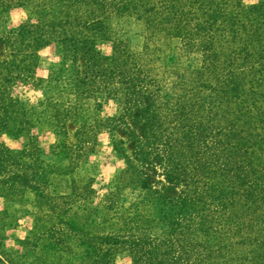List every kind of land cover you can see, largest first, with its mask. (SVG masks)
<instances>
[{"label":"trees","instance_id":"obj_1","mask_svg":"<svg viewBox=\"0 0 264 264\" xmlns=\"http://www.w3.org/2000/svg\"><path fill=\"white\" fill-rule=\"evenodd\" d=\"M202 1L0 0V25L12 8L26 13L17 27L0 29L5 52L0 57V135L27 134L29 143L11 151L0 141V197L32 194L31 209H23L21 217L30 221L29 234L46 238L47 250L78 247L72 225H36L40 215L55 214L59 222L75 216L78 203L68 201L67 191L78 187L66 185L60 165L39 158L31 132L38 120L20 105L18 91L41 90L40 114L57 137L51 147L57 153L70 149L73 163L91 152L86 145L96 143L98 128L114 139L113 121L126 112L156 130L158 103L170 94L177 126L189 117L191 142L188 149L179 144L174 163V156L165 155L162 175L181 188L168 198L151 190L145 202L123 207L106 187L101 212L124 217L121 223L118 218L108 222V231L97 225L102 231L95 236L94 263L113 264V255L125 249L129 264H264V0ZM129 19L140 26L139 49L119 33ZM102 42L110 43V54L101 53ZM45 47L58 59L43 69L39 58ZM108 100L115 102V114L95 117ZM65 120L73 124L72 133ZM138 186L150 189L144 179ZM84 187H79L81 199ZM205 195L211 199L204 200ZM159 206L173 215L148 217L146 224L152 225L128 215L147 217ZM31 237L14 241L26 243ZM206 237L209 245L203 244ZM4 240L0 236V246Z\"/></svg>","mask_w":264,"mask_h":264},{"label":"rangeland","instance_id":"obj_2","mask_svg":"<svg viewBox=\"0 0 264 264\" xmlns=\"http://www.w3.org/2000/svg\"><path fill=\"white\" fill-rule=\"evenodd\" d=\"M203 0L202 2H204ZM248 2L250 0H242ZM26 19V13L23 8H12L7 12L4 22H1L0 29L6 31L17 27L21 22ZM120 34L126 38L130 47L139 49L143 44V35L140 31V26L136 21L129 19V23L121 26ZM175 41H171V46ZM101 53L104 55L110 54L111 46L108 42H102L98 45ZM166 51V48H165ZM5 54L0 47V57ZM39 64L40 67L46 69L50 62L57 60L58 56L48 47L40 50ZM38 75L44 74L43 70L36 71ZM55 85H60L55 82ZM60 87V86H59ZM18 100L23 109L38 120L31 128V132L35 134V142L38 145V156L43 163L60 165L59 176L64 179L66 185L72 184L78 187L76 190L72 187L68 192V201L78 203L77 214L69 216L62 222L56 218L55 214L49 218H44L40 215L37 218L36 225L42 227H50V225H72L76 228V237L73 239V244L78 245L77 248L69 247L66 245L64 250L54 252L53 249L47 250L48 244L46 238H35L29 234L26 227L30 224L28 218L21 217L23 209H31L33 204V197L31 193H25L23 198L18 197H0V210L4 213L0 214V236L6 237L0 246V253L4 264H48L54 261V264H95L96 253V239L99 230L97 225H104V231H108V222L113 218H118V223L122 222L123 214L109 217L108 214L102 213L101 199L103 193L108 187L114 191V197L119 205L128 206L136 201H146L149 198V192L155 191L163 194L166 198L174 196L181 186H174L166 182L163 177L162 167L164 157L167 154L174 156L172 162H175V157L179 153V144L182 148L190 146V129L185 117L184 126L179 128L177 126L176 111L173 105L174 99L169 94L165 99L159 101L160 109L159 115L155 124L158 125L156 130H148L143 124V120L135 118L130 113H125L122 117L113 121L112 135L107 134L106 131L98 128V133L95 135L96 143L94 145H86L91 152L81 155L79 160L73 163L70 160V149L64 148L61 152L53 149L51 145L57 140L50 125L40 114L42 107L38 104L42 99L41 90L37 89H23L19 90ZM62 96L66 99L69 97L65 91ZM162 102H166L162 103ZM115 102L108 100V103L101 111H94L93 115L103 116L115 114ZM130 112V111H129ZM163 115L165 117H163ZM163 119V122L161 120ZM67 132H73L74 126L70 121L65 120L64 123ZM119 140L114 143V140ZM0 141L7 146L11 151L28 148V138L26 135H21L17 138H12L9 135L1 134ZM72 140L69 139V143ZM26 145V146H25ZM181 148V149H182ZM57 153V154H56ZM188 155L190 152L187 153ZM179 157V156H177ZM170 166V165H169ZM170 168V167H169ZM3 175L0 173V176ZM50 176L47 177L49 180ZM144 179L150 189L145 191L140 188L139 181ZM82 184V185H81ZM85 184L84 190L81 193L82 199L79 198L80 190ZM81 185V186H80ZM49 191L53 188L49 187ZM209 195H205L204 200L209 201ZM216 201V200H215ZM160 209L155 208L150 210V214L146 217L145 213L138 215L137 212L128 214L132 218H137L144 225L146 220L152 217L156 220L158 217H163L162 212H167L172 216L173 211L166 206H159ZM47 211H44V214ZM201 213H206L205 210ZM69 215V213L67 214ZM21 217V218H20ZM98 218H104V222L98 223ZM208 220L209 217L205 216ZM155 223H153L154 225ZM121 228H126L121 226ZM158 225V224H157ZM157 225H154L155 227ZM172 225V224H171ZM218 225V224H215ZM100 229H102L99 226ZM170 225L166 227L169 231ZM152 233H159L156 227ZM25 236L31 237L26 243L15 242L14 239H23ZM209 239L206 237L204 245H209ZM218 243V240L217 242ZM21 244V245H20ZM213 244L211 243V246ZM78 250L77 255H73L71 251ZM113 264H129L131 260L130 253L125 249H119L112 257ZM0 263V264H3Z\"/></svg>","mask_w":264,"mask_h":264}]
</instances>
